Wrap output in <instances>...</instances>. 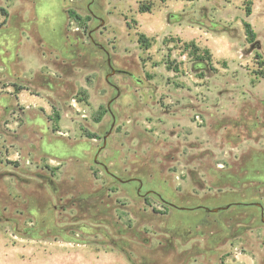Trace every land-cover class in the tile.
<instances>
[{
  "label": "rangeland",
  "instance_id": "obj_1",
  "mask_svg": "<svg viewBox=\"0 0 264 264\" xmlns=\"http://www.w3.org/2000/svg\"><path fill=\"white\" fill-rule=\"evenodd\" d=\"M100 163L264 205V0H0V264H264L258 208Z\"/></svg>",
  "mask_w": 264,
  "mask_h": 264
},
{
  "label": "water",
  "instance_id": "obj_2",
  "mask_svg": "<svg viewBox=\"0 0 264 264\" xmlns=\"http://www.w3.org/2000/svg\"><path fill=\"white\" fill-rule=\"evenodd\" d=\"M95 45H98V44L95 43ZM106 53L109 56V53L108 52H106ZM108 61L110 62V57H108ZM116 74L128 75L131 78H133L138 84H141V85L143 84V81L141 79L137 78L131 72L124 71V70L112 69L111 74H108L107 78L109 76H114ZM113 101H114V99L112 101H110L109 107H110V105H111V103ZM110 113L114 117V114L112 113V111ZM114 125H115V119H114V123L112 124L111 130L114 128ZM109 134L104 136V144L100 148L99 152H101V150L106 147V145H107V137L109 136ZM97 156L98 155H96V157H95V162H97ZM100 164L105 168L107 173H109L114 179H116L117 181H119L121 183L139 182L140 185H139V189L137 190V194L140 195V191L142 192L143 182L139 178H131V179H127V180L118 178L115 175H113L112 173H110L108 168L104 164H102V163H100ZM150 195H154V196L158 197L164 204H166L169 207H172V208H174V209H176L178 211H181V212L204 211L206 213L217 214V213H221V212L227 211V210H229L231 208H239V209H242V208H258L260 210L261 221L264 223V205L261 202H259V201H253V202H249V203H247V202L229 203V204L224 205V206L213 207V208L204 207V206H195V207H191V208H186V207H180V206H178V205H176L174 203H171V202H168V201L164 200L158 192L153 191V190L145 191L140 196L141 197H147V196H150Z\"/></svg>",
  "mask_w": 264,
  "mask_h": 264
},
{
  "label": "flooded vegetation",
  "instance_id": "obj_3",
  "mask_svg": "<svg viewBox=\"0 0 264 264\" xmlns=\"http://www.w3.org/2000/svg\"><path fill=\"white\" fill-rule=\"evenodd\" d=\"M91 6H92V2H90V3H88V12H89V14L92 16V17H94V18H99L100 19V16H99V14H97V13H92V12H90L91 10H90V8H91ZM92 40V39H91ZM92 42L93 43H95L93 40H92ZM103 51L105 52V54H106V66H107V69L108 70H110L109 71V73L108 74H111V72H112V69H116L114 66H113V64H112V60H111V57H110V55L108 56L107 55V51H105L104 50V48H103ZM108 57H110V62L108 61ZM116 70H124V69H116ZM124 71H127V70H124ZM129 72V71H128ZM107 74V75H108ZM107 75H106V78H107ZM116 75H123V74H116ZM115 76V75H114ZM126 76H128V75H126ZM110 77H112V76H109L108 78H107V80H109V78ZM130 77V76H129ZM133 79V78H132ZM111 82V81H110ZM112 84V83H111ZM113 85V84H112ZM114 86V88L118 91V87H116L115 85H113ZM116 97H114V98H112L111 99V101L113 100V99H115ZM111 110V108L109 107V105H108V111H109V113L111 112L110 111ZM110 115H111V113H110ZM112 116V115H111ZM112 118L113 119H115V115H114V117L112 116ZM138 184H140L139 182H137ZM139 189V186H137L136 187V192H137V190ZM143 193L140 191V195H142ZM149 196H147V197H145V198H143V199H147Z\"/></svg>",
  "mask_w": 264,
  "mask_h": 264
},
{
  "label": "trees",
  "instance_id": "obj_4",
  "mask_svg": "<svg viewBox=\"0 0 264 264\" xmlns=\"http://www.w3.org/2000/svg\"><path fill=\"white\" fill-rule=\"evenodd\" d=\"M245 29H246L248 37L250 38L251 41H253L256 35L253 29L251 28V25L249 23H245ZM141 42H143V40H141ZM92 138H95V137H92Z\"/></svg>",
  "mask_w": 264,
  "mask_h": 264
}]
</instances>
